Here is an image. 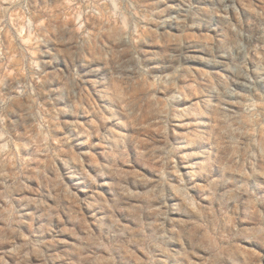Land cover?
I'll list each match as a JSON object with an SVG mask.
<instances>
[{"label": "rangeland", "instance_id": "1", "mask_svg": "<svg viewBox=\"0 0 264 264\" xmlns=\"http://www.w3.org/2000/svg\"><path fill=\"white\" fill-rule=\"evenodd\" d=\"M0 264H264V0H0Z\"/></svg>", "mask_w": 264, "mask_h": 264}]
</instances>
